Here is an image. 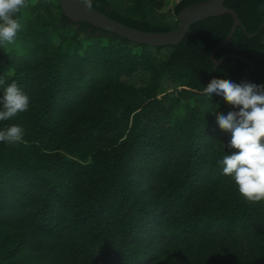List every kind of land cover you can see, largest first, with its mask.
Listing matches in <instances>:
<instances>
[{
  "label": "trees",
  "instance_id": "trees-1",
  "mask_svg": "<svg viewBox=\"0 0 264 264\" xmlns=\"http://www.w3.org/2000/svg\"><path fill=\"white\" fill-rule=\"evenodd\" d=\"M207 1L179 0L167 14L164 0L93 8L163 33ZM224 5L246 32L215 65L231 15L154 47L73 23L59 0H27L15 42L0 47V97L13 81L30 97L0 122L25 130L22 143L0 142V264H264V201H246L218 163L237 150L213 112L239 108L203 91L213 78L264 85V0ZM231 56L255 69L247 76Z\"/></svg>",
  "mask_w": 264,
  "mask_h": 264
},
{
  "label": "clouds",
  "instance_id": "clouds-1",
  "mask_svg": "<svg viewBox=\"0 0 264 264\" xmlns=\"http://www.w3.org/2000/svg\"><path fill=\"white\" fill-rule=\"evenodd\" d=\"M89 10L93 0H81ZM27 0H0V47L15 42L22 25L17 19ZM4 80L0 78V85ZM206 95L215 93L238 111L227 115L213 112L221 130L231 133L227 147L233 154L218 161L222 173L230 177L248 202L264 201V85L213 78L203 88ZM30 97L13 81L0 97V122L9 121L29 109ZM25 130L18 124L0 129V142L17 144L24 141Z\"/></svg>",
  "mask_w": 264,
  "mask_h": 264
},
{
  "label": "water",
  "instance_id": "water-1",
  "mask_svg": "<svg viewBox=\"0 0 264 264\" xmlns=\"http://www.w3.org/2000/svg\"><path fill=\"white\" fill-rule=\"evenodd\" d=\"M59 1L65 17L73 23H87L93 27L110 32L137 44L154 47L177 46L184 40L185 36L190 32V29L194 24L212 17L231 15L234 19V23L230 34L228 35L226 41L221 46L217 47L211 54V60L215 65L222 64L228 58V56H224L221 59L216 60L214 56L217 51L223 49L230 42L236 29L241 27L244 32H246L237 13L224 5L225 0H210L184 8L177 16L180 27L176 30L163 33L144 32L136 28L128 27L101 13L95 8H92L91 10L87 9L81 3V0ZM261 30L262 28L253 36L258 35ZM231 57L245 61L251 66V68L246 71L247 76L250 71L255 69L252 62L238 56Z\"/></svg>",
  "mask_w": 264,
  "mask_h": 264
},
{
  "label": "rangeland",
  "instance_id": "rangeland-1",
  "mask_svg": "<svg viewBox=\"0 0 264 264\" xmlns=\"http://www.w3.org/2000/svg\"><path fill=\"white\" fill-rule=\"evenodd\" d=\"M166 3H167V6L163 9V12L162 13H166L168 12L169 10V6H172L175 2H179V0H164ZM167 14V13H166ZM172 18V17H171ZM168 21L170 23H173L174 24V21H173V18L170 19V15L168 17Z\"/></svg>",
  "mask_w": 264,
  "mask_h": 264
}]
</instances>
